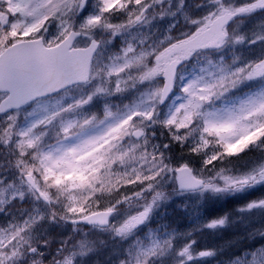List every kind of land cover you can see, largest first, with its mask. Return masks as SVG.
<instances>
[{
	"label": "snow or ice",
	"instance_id": "obj_1",
	"mask_svg": "<svg viewBox=\"0 0 264 264\" xmlns=\"http://www.w3.org/2000/svg\"><path fill=\"white\" fill-rule=\"evenodd\" d=\"M184 4L94 0L88 11L90 0H0V264H82L94 249L82 225L128 241L116 264H192L217 250L177 247L175 232L135 235L168 199L165 181L200 196L264 187V47L239 51L264 45V19L237 31L264 15V0H199L201 15H183L188 30L174 35L169 24L153 40L148 30ZM193 59L203 63L185 78ZM172 145L202 166H173ZM255 152L243 170L231 166ZM238 211L264 212V198ZM69 224L53 251L48 228ZM227 224L223 216L202 227ZM248 235L264 237V223ZM228 264H264V246Z\"/></svg>",
	"mask_w": 264,
	"mask_h": 264
},
{
	"label": "rangeland",
	"instance_id": "obj_2",
	"mask_svg": "<svg viewBox=\"0 0 264 264\" xmlns=\"http://www.w3.org/2000/svg\"><path fill=\"white\" fill-rule=\"evenodd\" d=\"M92 2L94 3V0H90V7L88 11H91ZM196 2H198V0H185L184 7L177 12L175 17L165 18V20L154 24L152 28L148 30L149 32H155L152 39L156 40L162 38L169 24L176 25V27L172 29V34L174 35H178L181 30H188L189 26L185 23L183 15L187 14L190 17H196L205 11L202 8H197ZM236 2L240 3L242 0H236ZM175 3L176 0H173V8H175ZM86 14L87 13H85V15ZM261 19H264V15H255L240 25L237 31L250 33L257 27ZM55 32V26H50V33L54 34ZM117 39L119 40V38ZM119 46L120 45L117 43L116 47L113 48L112 51L115 52ZM262 47H264V45L260 44L252 45L251 49L241 46L239 51L245 56L254 57L262 50ZM201 63H203L202 60L196 59L186 62L185 65L181 66L180 75H183L185 78H189L197 71ZM132 95L133 94L130 93L125 97L113 98V103H126L129 99L135 98L131 97ZM167 103H171V98ZM167 103L166 105L161 106L165 111L167 110ZM158 139L163 140L164 143L168 142L165 138ZM167 154L169 155L173 166H178V164L185 162L196 170L202 166L203 157L190 155L187 151V147L182 149L179 145H172L171 151L167 152ZM260 156V154H251L250 156L245 154L242 159L232 158L231 166L234 169L243 170L251 161L260 159ZM227 163L228 162H226V164ZM173 188L174 184L172 180L170 178L167 179L165 181V190L168 199L160 202L159 206L153 210L146 223L141 225L135 233V235L139 236L141 240L146 241L149 233L153 236H161L175 232L177 234V247L183 246L189 240H194L195 244H193L192 247L194 253H198L200 250L206 249L217 250L214 256L204 260H195L192 264H218L217 258L221 256L224 250V244L229 242L235 245V243H237L236 233L239 234L240 237V241L238 243L242 245L243 241L245 244L244 251H251L264 246V237L256 236L250 238L248 235V233L255 227L264 223V212L255 211L250 214H241L238 211L241 207L252 200L264 198V187L232 194L205 193L203 196L190 193L179 194L178 192L173 191ZM256 192V197L249 196L250 193ZM248 198L250 199L248 200ZM120 207L123 210L113 217L115 220L123 218L124 208L123 206ZM222 210H228L230 212L233 211V213H231V217L229 213L227 214L228 224L225 227L217 228L215 230L202 227V225L208 223L209 221L219 218ZM210 215L212 216V219H210ZM54 227L55 225L50 226L47 234L49 238L51 233L54 231V234L59 232L61 233L57 236L54 234L52 235L57 242L56 247H58L59 241L68 236L69 233H72V227L69 228L66 225H56V228ZM83 230L87 234L88 241L94 245V249L81 257H77V259L81 260L82 264H116L118 257L114 254V252L117 250L122 251L128 241L121 243L117 239L113 238L111 233L105 231L88 229ZM187 233H191V235L187 236ZM78 234L79 236H76V238L80 237V232H77L75 235ZM83 234L84 233H81V235ZM133 238L134 237H130V239ZM203 238L209 239V241L212 242H210L207 246H203L205 248H195V245H203L206 242ZM52 250L55 251V247H53ZM244 251L242 250V252ZM165 264H170V258L165 261Z\"/></svg>",
	"mask_w": 264,
	"mask_h": 264
},
{
	"label": "trees",
	"instance_id": "obj_3",
	"mask_svg": "<svg viewBox=\"0 0 264 264\" xmlns=\"http://www.w3.org/2000/svg\"><path fill=\"white\" fill-rule=\"evenodd\" d=\"M196 3H199V2H196ZM253 154H260L259 152H255V153H253ZM261 155V154H260ZM250 198H248V200H249ZM230 214V217H231V213H233V211L232 212H230V211H228V210H222L221 211V213H220V216H219V218L220 217H223V216H227V214ZM210 219H212V216L210 215ZM59 226V225H58ZM67 227H70V225H66ZM54 228H56V225H55V227ZM83 229H87V228H85V227H82ZM55 232V231H54ZM54 232L53 233H51V236L49 237V239H51L52 241H53V247H56L57 246V242L55 241V238L54 237H52V235L54 234ZM59 232V231H58ZM59 234H61L60 232L59 233H57V234H54V235H59ZM71 233H69V235H70ZM76 236H79V234L78 235H76ZM55 244V245H54Z\"/></svg>",
	"mask_w": 264,
	"mask_h": 264
},
{
	"label": "water",
	"instance_id": "obj_4",
	"mask_svg": "<svg viewBox=\"0 0 264 264\" xmlns=\"http://www.w3.org/2000/svg\"><path fill=\"white\" fill-rule=\"evenodd\" d=\"M85 226H88V225H85Z\"/></svg>",
	"mask_w": 264,
	"mask_h": 264
}]
</instances>
